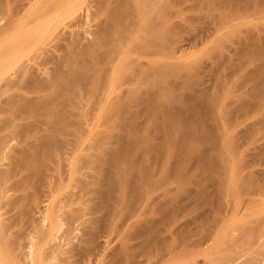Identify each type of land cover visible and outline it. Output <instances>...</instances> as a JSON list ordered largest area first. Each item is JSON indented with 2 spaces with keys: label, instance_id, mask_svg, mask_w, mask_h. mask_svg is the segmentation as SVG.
<instances>
[{
  "label": "bare ground",
  "instance_id": "obj_1",
  "mask_svg": "<svg viewBox=\"0 0 264 264\" xmlns=\"http://www.w3.org/2000/svg\"><path fill=\"white\" fill-rule=\"evenodd\" d=\"M31 1L0 2V264H264V0Z\"/></svg>",
  "mask_w": 264,
  "mask_h": 264
},
{
  "label": "rangeland",
  "instance_id": "obj_2",
  "mask_svg": "<svg viewBox=\"0 0 264 264\" xmlns=\"http://www.w3.org/2000/svg\"><path fill=\"white\" fill-rule=\"evenodd\" d=\"M33 1H34V4H35L38 0H37V1L33 0ZM33 1H31L30 3L32 4ZM0 2H2V6H3V3H4L3 0H0ZM5 4H6V3H5ZM34 4H32V5H34ZM4 6H5V5H4ZM4 6H3V7H4ZM29 6H30V5H29ZM29 6H28V7H29ZM34 6L36 7L37 4H35ZM28 7H27V8H28ZM32 7H33V6H32ZM35 7H33V9H34ZM30 8H31V6H30ZM30 8H28V9H30ZM31 9H32V8H31ZM33 9H32V10H33ZM30 12H31V11H30ZM2 20H3V19H2ZM3 22H4V21H3ZM197 23H199V21H198ZM197 23H196V22L193 23L194 28H195V26H197V25H196ZM201 23H202V21H200V23H199V24L202 26L203 24H201ZM203 23H204V21H203ZM194 24H195V25H194ZM190 26H192V24H191ZM201 26H200V27H201ZM197 27L200 28L199 25H198ZM197 27H196V30L198 29ZM187 29H188V28H187ZM188 31H190V29H188ZM187 33H188V32L186 31V32H185V35H187ZM189 33H190V32H189ZM0 37H1V36H0ZM1 40H2V37H1ZM1 40H0V41H1ZM210 40H211V38L209 39L208 42H205L204 44L202 43V44H200L199 46H197V48L194 47V48H192V49L187 50V54H186V57H185L186 60H187V59H191L192 57H195V58H196L197 56H199V58L202 56L203 60H208V58L206 57V53H205L206 50H205V48L208 49L209 47H211L212 44L210 45V43H211ZM208 44H209V45H208ZM207 45L209 46L208 48H207ZM203 53L205 54V56H203V55H204ZM195 55H197V56H195ZM188 56H189V57H188ZM202 58H201V59H202ZM42 59H43V58H42ZM47 59H50V57L47 58ZM47 59H44V61L41 60V59H40V60H37V62L39 61V62H38V65L40 64V62H43V64L41 63V64L39 65V68H40L39 70L42 71V72H44V71L47 70V72H48V73L50 72L49 74H51V72H52V70H53V68H54L55 66H53L54 63L51 62L52 59L49 60L50 62H48ZM46 61L48 62L47 64H45ZM208 61H209V60H208ZM44 66H45V67H44ZM47 66H48V67H47ZM46 67H47V68H46ZM51 67H53V68H51ZM44 68H46V70H41V69H44ZM48 69H49V70H48ZM50 70H51V71H50ZM42 72H41V73H42ZM47 72H44V73H42V74L39 72V73H37V75L39 76V74H40V75H42V77H45ZM48 73H47V77H49V76H48ZM44 74H45V75H44ZM38 76H36L37 79L39 78ZM42 77H41V79H42ZM39 80H40V79H39ZM45 89H46V90H49V89H47V88H45V87H43V88L40 87V92H39V91H38L39 93L37 92L38 94H37L36 92H34V93H30V92H29V93H26V94H27L28 96L30 95L31 98H32V97H36V96L39 95V94L41 95V94L49 93L50 90H51V89H50L49 91H46ZM52 90H53V89H52ZM52 90H51V91H52ZM19 92L21 93V92H25V91H21V90H19L18 88H13V89L9 90L7 93L13 95V94H17V93H19ZM35 93H36V94H35ZM3 116H4L5 118H6V117H10V118H12V116H13V112H12V113H11V112H10V113L8 112V113H6V114L3 115ZM3 116H2V117H3ZM25 116H26V117H25ZM0 117H1V116H0ZM37 117L40 118V116H37ZM21 118H22V119H21ZM33 118H35V116L32 117L31 114H22V115L20 116V118L18 119V121H19V122H20V121H21V122H24V124L28 125L29 123H31V121H33ZM39 118H37V119H39ZM7 119H8V118H7ZM139 119H142V118L140 117ZM26 120H27V121H26ZM10 130H11V128H9V131H10ZM9 138H11V139L9 140V144H10L9 147H10L11 149H13V148H14V145H15V146L18 145V141H17L18 139H17L15 136H13V135H11ZM12 138H13V139H12ZM11 141H12V142H11ZM10 148H9V149H10ZM11 149H10V150H11ZM3 160H4V159H3ZM6 161H7V160H6ZM61 194H62V193H61ZM61 194H55L54 197H53V198H54V201H56L55 198L58 199L57 197L61 196ZM103 233L106 234V235H104L106 238H107V236H110V235H108V234L105 233V232H103ZM105 237H104V238H105ZM102 238H103V237H102ZM113 242H114V241H113Z\"/></svg>",
  "mask_w": 264,
  "mask_h": 264
}]
</instances>
